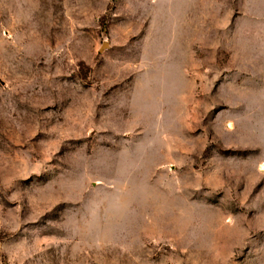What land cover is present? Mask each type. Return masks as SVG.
<instances>
[{"label":"rangeland","instance_id":"374dc122","mask_svg":"<svg viewBox=\"0 0 264 264\" xmlns=\"http://www.w3.org/2000/svg\"><path fill=\"white\" fill-rule=\"evenodd\" d=\"M0 264H264V0H0Z\"/></svg>","mask_w":264,"mask_h":264}]
</instances>
